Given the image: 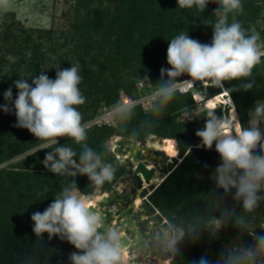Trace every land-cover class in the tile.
Here are the masks:
<instances>
[{
	"label": "clouds",
	"instance_id": "1",
	"mask_svg": "<svg viewBox=\"0 0 264 264\" xmlns=\"http://www.w3.org/2000/svg\"><path fill=\"white\" fill-rule=\"evenodd\" d=\"M176 2L181 9L195 7L200 13L209 3L217 4L211 13L215 20L205 25L212 28V37L210 43H202L181 31L168 41L169 67L159 70L156 90L149 97L150 111L161 116L178 93L196 89L205 112L203 127L194 133L199 138L195 147L218 155L214 167L202 164L210 169L208 189L199 193L198 203L166 212L160 224H114L75 179L86 176L89 185L100 190L114 181L122 163V159H107L116 151L115 143L97 151L86 142L88 126L78 107L86 103L79 87L83 81L80 63L63 69L57 64L54 79L47 70L32 79L21 76L3 92L5 103L0 104V111L13 113L15 127L43 141L36 152L51 148L41 161L45 169L71 179L43 211L31 214L35 240L18 255L16 264H44L45 258L50 264L57 251L49 246L53 238L74 249L66 262L59 264H264V230L258 227L264 219V100L254 102L245 124L232 98V93L249 92L256 85L253 70L264 63V41L258 31L245 28L237 18L244 11L242 0ZM0 4L6 6L7 0ZM144 78L150 80L147 75ZM233 81L239 83L225 86ZM197 83L206 85L207 90L197 88ZM13 87L17 90L14 99ZM209 88L226 97L230 113L217 106L216 94L208 99ZM140 103L128 99L110 113L131 139L156 127L154 121L145 119L129 129ZM181 111L186 123L200 118L196 107L186 105ZM61 138L74 141L79 151L61 144ZM200 246L204 248L199 256L187 257L189 249Z\"/></svg>",
	"mask_w": 264,
	"mask_h": 264
},
{
	"label": "trees",
	"instance_id": "2",
	"mask_svg": "<svg viewBox=\"0 0 264 264\" xmlns=\"http://www.w3.org/2000/svg\"><path fill=\"white\" fill-rule=\"evenodd\" d=\"M63 1L74 3V18L68 35L64 32L60 37L52 39V35L57 34L54 29H28L19 23L6 25L1 31L0 104L5 103L3 92L19 77L32 79L41 71L47 70L46 74L54 79V67L57 64L63 69L78 61L83 76L79 87L86 98V103L78 107L83 114L84 123L98 114L103 103L111 106L119 101L121 89L135 84L130 81L132 74H138L139 71L149 73L154 82H158L159 70L167 62L168 41L181 31H188L190 37L202 43H210L212 28L205 25L209 20H215L211 13L218 7L215 3H209L207 9L200 13L195 7L179 8L176 0ZM242 3L244 11L237 18L245 28H254L264 37L263 2L242 0ZM253 77L256 80L253 89L249 92L232 93L241 122L245 124L248 119L241 116L244 110L246 112L248 105L262 100L260 86L264 84V63L256 66ZM235 83L239 81L225 86L232 87ZM16 91L13 87V99ZM217 92L218 90L213 91ZM186 105L197 106L191 94L178 93L161 116L137 108L128 125L131 129L145 119H150L156 123V127L136 138L137 141H143L148 134H154L176 138L183 147L181 161L150 194L153 203L163 214L198 203L199 193L209 187L207 176L210 169H204L202 164L207 162L214 167L218 163V155L214 150L196 148V144L185 137L186 124L177 122V118ZM221 110H217L219 115L222 114ZM15 123L13 113L5 114L0 111V166L38 149L43 143L37 141L26 129L15 127ZM115 124V127L105 125L88 129V145L101 151L113 136H129L121 131L116 121ZM122 140L117 137L116 151L120 150ZM60 143H67L79 151V145L67 138L60 139ZM190 146L193 147L188 151ZM168 147L172 149V143H168ZM50 150L51 148L35 151L36 153L26 155L12 165L0 168V264H16L18 255L33 246L35 237L31 230V214L37 210L43 211L54 195L71 179L57 176L44 168L41 161ZM107 159L117 160L113 153ZM126 174V168L120 163L114 181L106 183L100 190L89 185L86 176L75 179L80 190L91 198L103 194L97 198L100 200ZM97 199L92 200L95 203L99 201ZM45 238L47 239L46 235ZM49 246L57 250L53 253L50 264H59L61 260L66 262L67 254L74 250L57 238H53ZM213 247L218 245L214 244ZM203 248L204 246L189 249L187 257L199 256ZM44 264H48L47 258Z\"/></svg>",
	"mask_w": 264,
	"mask_h": 264
},
{
	"label": "rangeland",
	"instance_id": "3",
	"mask_svg": "<svg viewBox=\"0 0 264 264\" xmlns=\"http://www.w3.org/2000/svg\"><path fill=\"white\" fill-rule=\"evenodd\" d=\"M262 2L264 4V0H261V3ZM73 15H74V3L66 2L63 0H7L6 6L3 4H0V34L2 33L1 31H3L6 28V25L9 26L12 23H19L20 26L28 28V29H46V30L54 29V31L57 32V34L52 35V39H53V37L55 36L60 37L59 35L61 33H64V32L67 33L71 29V23L74 18ZM261 29L263 30L262 26H261ZM66 35H68V33ZM260 36H261V40L264 41V37L261 34ZM0 46H1V43H0ZM168 67L169 65L166 62V64L164 65V68H168ZM146 75L150 78V80L144 78ZM140 78L142 82L152 86L153 89L156 90L155 82L150 77L149 73L145 74L139 71L138 74H132V76H130V81H134L135 84L133 86L132 85L129 86L128 88L121 89L119 93V101L116 104L107 106L105 103H103L98 111V114L92 120L85 123L87 124L88 129H90L91 127H95V126H98V127H102L105 125L112 126V127L116 126L115 119L111 117L110 113L113 111L114 107L120 102V97L122 94H127L132 99H137L139 101H141V99L143 98L137 108H141L146 113H150L151 112L150 111L151 101L149 99V96L148 97L146 96L149 93L148 92L141 93L138 90V83L140 82ZM186 78L187 77H183L181 79H186ZM165 79H167V77H165ZM260 88H261V96L263 100L264 99V84L261 85ZM253 105L254 104L248 105V110H246L247 113L244 110L241 116L244 117L245 119H248L249 110L253 107ZM195 107H196L197 115L200 118H196L195 120L189 121L186 123L184 120L181 119L182 112L178 115V118H177V122L186 124L185 125V129H186L185 137H187L188 141H191L193 144L199 143V138L196 137L194 133L196 129L203 127L204 120L202 118L205 112V109L203 107L194 106L192 108H195ZM217 114L219 115V111H217ZM100 118L101 119L105 118L107 120L104 121V123L101 125H96L95 122L99 120ZM117 137H121L123 139L119 145L120 150L112 152V153L116 157L117 160L122 159L121 164L126 168L127 174L124 176L123 180L117 182L113 186L111 191L106 192L110 194L107 200L106 208L112 211L113 214L119 217L120 219L122 217L119 216L118 214H124L125 212H128V213L124 215V218H122L121 220L113 221L112 219L110 221H112L114 224H117V225H121L120 223H122V225H125L123 222L124 220H127L126 216L129 214L131 216L130 217L131 220L129 221V223H126V225H129V226H131L133 223H135L137 227H143L144 225L151 224V223H156V224L162 223L165 219V216L156 207V205L153 203L150 197V194L152 193V189L154 190L156 187H158L160 183L154 185L151 182L152 179L148 180L146 178L147 181L151 184V186L146 188L144 191H142L141 193L137 195L138 193L137 186L132 181V178H131L132 168L134 167L133 169L135 170L137 168L136 162L143 161L150 168H153L155 166L158 170L156 174H158L163 179H165V176L169 173V171L172 170V168L175 167L181 161L182 159L181 153L184 152L183 147L180 146V143L176 138H164L162 136L154 135V134H148L145 140L143 141H137L136 139H131L129 138V136L128 137L118 136V135L113 136L107 142V146L111 145L112 143H116ZM126 141H129V142H126ZM150 142L157 144V146L159 147H164L162 145H165V143L166 145H168V143H172L173 147L172 149H169V147L167 146V150L164 151L159 148L157 149V148L150 147ZM134 144L138 145V148L140 150L133 147ZM192 147L193 146H190V148ZM127 149H130V150H127ZM36 150L37 149L30 151L26 155L32 154ZM151 156L155 158L151 159L150 158ZM22 157L11 160L1 165L0 168L14 164L17 161H19ZM133 194H135L136 196H132ZM101 195H98L91 199L95 200ZM111 195L115 199L109 205ZM146 195H148L147 200L145 198ZM138 196H141L142 198L141 206L130 209V207L134 204ZM171 211H174V210H171ZM260 223L263 224L264 219H262ZM260 223L258 225H261ZM157 264H159V261H157Z\"/></svg>",
	"mask_w": 264,
	"mask_h": 264
},
{
	"label": "bare ground",
	"instance_id": "4",
	"mask_svg": "<svg viewBox=\"0 0 264 264\" xmlns=\"http://www.w3.org/2000/svg\"><path fill=\"white\" fill-rule=\"evenodd\" d=\"M221 101H222V97L216 99V104H217L218 107H219L218 103H220ZM199 106L202 107V104H200ZM199 106H197V107H199ZM219 108H220V107H219ZM228 112H229V110H228ZM229 113H230V112H229ZM154 139H155V138H154ZM155 141H156V140H155ZM135 142H136V141H135ZM162 142H163V141H162ZM162 142H161V143H162ZM139 144H140V143H139ZM160 146H161V145H160ZM162 146H164V147H159V146H157V144H155V143H153V142H150V147L157 148V149L159 148V149H162V150H164V151L167 150V146H168V145H166V143H165V145H162ZM133 147H135L136 149H139V148H138V145H136V144H134ZM143 148H144V147H143ZM147 148H148V147H147ZM127 150H130V149H127ZM131 150H133V149H131ZM139 150H140V149H139ZM142 150H143V149H142ZM145 151H146V150H145ZM138 152H139V151H138ZM125 155H126V154H125ZM136 157H137V156H136ZM150 158H151V159H154L155 157L151 156ZM134 160H135V159H134ZM134 172L140 176V178H141V180H142V182H143V186H144L143 189H146V188H148V187L151 186V184L147 181V179H146V177L144 176V174H142V173L138 170V168H136V169L134 170ZM158 173H159V172H158ZM163 180H164V179H163L161 176H159L158 174H156V175L152 178L151 182L155 185V184L161 183ZM119 184H120V183H119ZM116 191H117V190H116ZM142 191H143L142 189H138V193H137V195H138L139 193H141ZM109 196H110V194H108V195L105 196L104 198L100 199L99 201H96L95 203L103 209V211H104L105 216L107 217V219H109V220H112V219H113V221H118V220H120V218L117 217V216H115V215L113 214L112 211H110V210H108V208H106L107 200H108ZM126 200H127V199H126ZM141 203H142V198H141V196H138L137 199H136V201H135L134 206H135V207H140V206H141ZM104 209H106V210H104ZM105 211H107V212H105ZM130 217H131V216L128 214V215L126 216V219H127V220H124L123 223H124V224L128 223V222L131 220Z\"/></svg>",
	"mask_w": 264,
	"mask_h": 264
},
{
	"label": "built area",
	"instance_id": "5",
	"mask_svg": "<svg viewBox=\"0 0 264 264\" xmlns=\"http://www.w3.org/2000/svg\"><path fill=\"white\" fill-rule=\"evenodd\" d=\"M196 87H197V88H201L202 91L207 90V86L204 85V84H201V85H200L199 83H197ZM138 90H139L141 93H144L145 91H147V92L149 93L148 95H146L147 97H148V96L150 97V96L155 92V89H153L152 86H150V85H148V84H146V83H144V82H142V81H140V82L138 83ZM214 90H218V89H215V88H209V89H208V94H209L208 99H212V95H215V94H216V96H217L216 99L222 97V101H221L220 103H218L220 109L225 110V111L228 109L229 112H231V111H232L231 106L225 104L226 97H224L222 94H220V93H219V90H218L217 93H213ZM180 94H191L192 97H193V100H194V102H195V104H196L197 106H199L200 104H203V103H204V102H201V101L197 100V98H196V89H190L187 93H180ZM128 99H132V98L129 97L127 94H122L121 97H120V102H124V101H126V100H128ZM142 99H143V98H142ZM142 99H141V101H142ZM135 100H137V99H135ZM233 101H234V100H233ZM120 102H119V103H120ZM199 107H200V106H199ZM111 113H112V112H111ZM111 117H112V116H111ZM106 120H107V119H105V118H104V119H101V118H100L99 120H97V121L95 122V124H96V125H101V124H103L104 121H106ZM145 198H146V200H147V199H148V195H146ZM258 227H260L261 230H264V223L261 224V225H258Z\"/></svg>",
	"mask_w": 264,
	"mask_h": 264
},
{
	"label": "water",
	"instance_id": "6",
	"mask_svg": "<svg viewBox=\"0 0 264 264\" xmlns=\"http://www.w3.org/2000/svg\"><path fill=\"white\" fill-rule=\"evenodd\" d=\"M126 142H129V141H126ZM137 163V168H138V170L142 173V174H144L145 175V177L148 179V180H151L154 176H155V174L157 173V168L154 166L153 168H150L145 162H143V161H137L136 162ZM134 168V167H133ZM132 168V176H131V178H132V181L136 184V186H137V190L138 189H143V182H142V180H141V178H140V176L138 175V174H136L135 172H134V169ZM145 189H143V191H144ZM132 196H136L135 194H133ZM115 198L114 197H112V195H111V198H110V201H109V205L111 204V202L114 200ZM134 204H135V202H134ZM134 204L130 207V209H133V208H135V206H134ZM129 209V210H130ZM105 212H107V211H105ZM128 212H125L124 214H118L119 216H121L122 218H124V215H126ZM121 218V219H122ZM120 219V220H121ZM120 222H122V221H120ZM129 223V222H128ZM121 225H122V223H120Z\"/></svg>",
	"mask_w": 264,
	"mask_h": 264
}]
</instances>
